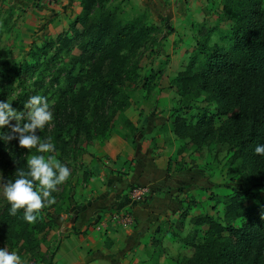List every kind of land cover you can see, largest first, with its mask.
<instances>
[{
    "label": "rangeland",
    "instance_id": "obj_1",
    "mask_svg": "<svg viewBox=\"0 0 264 264\" xmlns=\"http://www.w3.org/2000/svg\"><path fill=\"white\" fill-rule=\"evenodd\" d=\"M106 6L124 25L144 23L153 28L150 41L130 56L138 76L137 84L126 82L130 105L115 116L107 109L105 115L113 120L105 134L94 129L88 136L73 130L56 142L54 131L59 122L67 125V117L59 121L55 114L61 91L68 87L67 73L73 70L78 75L85 69L93 74L91 61H86L90 53H84V41L77 39L63 46L70 26L82 13V0H0V101H8L14 109L23 111L31 96L47 97L54 119L45 126V136L37 134L42 141L51 139L55 145L51 154L71 172L67 182L52 193L55 204L43 209L54 229L40 236V247L25 254L22 244L14 248L1 244L9 252H16L23 264H51V256L68 235L63 228L66 216L73 219L81 208L100 200L104 191L112 196L116 191L113 180H122L134 172L138 160L124 152L126 148L133 149L138 141L145 158L149 160L153 153L152 172L141 170L153 181L148 184L153 196L173 204L168 219L150 239V244H160L157 247L169 252L171 263L189 264L195 247L203 243L208 227L198 221L211 218L226 225V214L237 192L253 189L264 197V192L254 187L242 158L230 151L228 144L201 142V136L196 139L197 122L204 113H213L216 105L207 100L205 93L187 92L178 81L194 61L199 40L208 37L210 47H228L223 36L229 33L232 23L224 11L225 0H107ZM79 58L86 62L78 64ZM26 65L29 68L20 74L9 71ZM85 88L90 91L88 83ZM101 113L98 110V115ZM94 114L89 113L93 123ZM9 131L8 127L0 129V133ZM14 140H0L7 149L0 163V184L7 182L6 173L19 161L14 158L18 156ZM37 154L35 150L32 155ZM129 190L125 194L128 197ZM244 202L255 204L250 198ZM6 205L0 194V214ZM185 211L188 217L181 228L179 222ZM108 213L112 215L115 210ZM64 254L58 264H66Z\"/></svg>",
    "mask_w": 264,
    "mask_h": 264
},
{
    "label": "trees",
    "instance_id": "obj_2",
    "mask_svg": "<svg viewBox=\"0 0 264 264\" xmlns=\"http://www.w3.org/2000/svg\"><path fill=\"white\" fill-rule=\"evenodd\" d=\"M106 1L82 0V13L63 39V46L77 39L84 41V53H90L86 61H91L93 74L89 75L85 69L78 75L73 70L67 73L68 87L61 91V101L55 111L59 121L67 117V125L59 122L54 131L56 142H61L73 130L88 136L94 129L105 134L113 120L105 115L107 109L115 116L118 110L130 105L126 82L137 84L138 77L130 56L150 41L153 28L144 23L122 24L116 13L107 8ZM224 11L232 23L229 33L223 36L228 47H210L208 37L199 40L194 61L178 81L187 92L205 93L207 100L216 105L213 113L208 115L205 111L197 122L196 139L201 136V142L228 144L230 151L242 158L254 187L264 192V156L254 153L257 145H264V0H225ZM79 59L78 64L86 62ZM28 68L26 65L9 71L20 74ZM1 75L6 73L2 71ZM87 83L89 92L85 88ZM144 83L146 86L148 78ZM98 110H102L100 115ZM93 111L95 123L89 119ZM45 130L38 132L45 136ZM181 131L185 134V130ZM14 143L18 155L14 158L19 161L6 173L7 181L17 178V170H27L26 158L36 150L21 149L18 140ZM6 151L0 142V163ZM248 198L254 199L255 204L246 205L244 200ZM234 199L226 214V225L211 218L197 222L207 224L208 228L189 264H264V197L249 189L237 192ZM9 210L7 203L0 214V248L5 243L11 248L22 244L23 253L36 251L41 244L40 236L54 229L53 222L44 210L34 224L23 219V210L15 216ZM187 213L181 215V228ZM54 257L55 254L51 256V264Z\"/></svg>",
    "mask_w": 264,
    "mask_h": 264
},
{
    "label": "crops",
    "instance_id": "obj_3",
    "mask_svg": "<svg viewBox=\"0 0 264 264\" xmlns=\"http://www.w3.org/2000/svg\"><path fill=\"white\" fill-rule=\"evenodd\" d=\"M142 149L139 141L133 149L126 148L124 153L133 155L138 162H135L130 176L113 180L116 191L112 196L104 191L100 200L81 208L73 219L66 216L63 228L68 235L55 254L54 264H58L63 253L66 264H174L169 260V252L157 247L160 244H150L151 237L173 210L171 200L152 196L145 204H135L125 195L127 189L148 186L153 182L141 172L144 169L152 172L155 165L153 153L150 152L148 160ZM112 210L118 214L129 212L131 223L112 220L115 213H108Z\"/></svg>",
    "mask_w": 264,
    "mask_h": 264
},
{
    "label": "clouds",
    "instance_id": "obj_4",
    "mask_svg": "<svg viewBox=\"0 0 264 264\" xmlns=\"http://www.w3.org/2000/svg\"><path fill=\"white\" fill-rule=\"evenodd\" d=\"M53 119L54 114L45 96H31L24 103L23 111H17L8 101H0V129H10L8 133H0V140H18L21 149L30 151L35 148L39 153L27 160V170L16 171L14 181L0 184V194L10 205L9 214L15 216L23 210V219L29 224L36 223L38 214L46 206L55 204L52 193L71 175L70 169L51 154L55 151L51 139L42 141L37 134ZM254 153L264 156V145H257ZM0 264H23V261L16 252H9L3 247L0 248Z\"/></svg>",
    "mask_w": 264,
    "mask_h": 264
},
{
    "label": "built area",
    "instance_id": "obj_5",
    "mask_svg": "<svg viewBox=\"0 0 264 264\" xmlns=\"http://www.w3.org/2000/svg\"><path fill=\"white\" fill-rule=\"evenodd\" d=\"M129 199L135 204H145L151 200L153 196L152 189L149 186L133 187L129 193ZM112 220L123 224H129L132 221L129 212L118 214L115 213L111 217Z\"/></svg>",
    "mask_w": 264,
    "mask_h": 264
}]
</instances>
